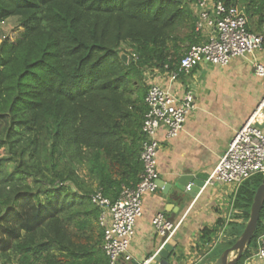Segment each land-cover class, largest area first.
Segmentation results:
<instances>
[{"label":"trees","instance_id":"obj_1","mask_svg":"<svg viewBox=\"0 0 264 264\" xmlns=\"http://www.w3.org/2000/svg\"><path fill=\"white\" fill-rule=\"evenodd\" d=\"M194 1L0 0V25L22 27L0 42L2 264H107L91 196L113 203L139 182L144 72L176 70L201 41ZM263 11L264 0L247 1L246 15L264 22ZM262 177L238 187L213 260L242 232ZM261 215L235 264L256 249ZM203 231L210 242L215 230Z\"/></svg>","mask_w":264,"mask_h":264},{"label":"crops","instance_id":"obj_2","mask_svg":"<svg viewBox=\"0 0 264 264\" xmlns=\"http://www.w3.org/2000/svg\"><path fill=\"white\" fill-rule=\"evenodd\" d=\"M247 1L236 3L245 11ZM247 17L249 30L264 39V22ZM209 32L200 36L201 41L207 40ZM254 59L264 65V49L233 58L227 65L200 62L172 83L178 93L192 91L195 107L187 114L178 135L168 138L164 128L157 133L158 185L162 182L166 186L159 185L156 192L143 196L142 215L136 220L128 246L131 259L121 257L118 264H143L158 252L162 238L152 226L157 212L173 223L179 222L169 263L213 264V257L225 241L222 235L220 240L218 237L233 217L230 214L235 187L206 181L235 132L258 108L257 124H264V77L255 73ZM144 75L146 84L169 83L164 72L150 69ZM176 185L184 190L176 191ZM188 185L190 190L186 189ZM204 229L215 230L210 242L202 238ZM254 264L263 263L257 260Z\"/></svg>","mask_w":264,"mask_h":264},{"label":"built area","instance_id":"obj_3","mask_svg":"<svg viewBox=\"0 0 264 264\" xmlns=\"http://www.w3.org/2000/svg\"><path fill=\"white\" fill-rule=\"evenodd\" d=\"M191 7L196 16L195 30L200 36L205 31L211 33L207 40L190 45L185 50L176 70H157L165 73L168 85L155 82L146 84L144 101L147 111L142 124L140 151L143 171L139 182L134 188H123L113 203L99 192L91 196V201L102 207L98 224L103 231L102 250L107 257V264H118L121 257L125 261L131 259L128 246L134 235L136 220L142 215L143 196L159 188L156 162L159 129L164 128L168 138L175 137L183 128L187 114L195 107L192 91L178 93L172 89V83L180 74L188 73L200 62L227 65L233 58L253 55L264 49L263 37L249 30L248 17L236 0H195ZM252 65L255 73L264 77V65L256 59ZM259 109L235 132L210 173L207 184H232L235 195L238 187L248 178L255 174L264 176V124H257ZM186 189L190 190V185ZM233 201L234 196L231 201L232 216ZM261 213L262 230L256 238V249L242 264H254L257 260L264 264V205ZM152 226L162 238L163 247L176 234L179 222L173 223L162 212H157L152 219ZM153 257L143 264L150 262Z\"/></svg>","mask_w":264,"mask_h":264},{"label":"water","instance_id":"obj_4","mask_svg":"<svg viewBox=\"0 0 264 264\" xmlns=\"http://www.w3.org/2000/svg\"><path fill=\"white\" fill-rule=\"evenodd\" d=\"M121 59L123 61H127L128 56L124 53H121ZM260 126V125H259ZM143 134V133H142ZM160 186L164 187V183H160ZM170 189V187H167ZM164 192H166V190ZM184 189L178 185H176V191H183ZM196 190L195 188L193 191ZM168 191V190H167ZM188 195L192 194L188 191L185 192ZM178 197V193H177ZM264 205V176L261 179L260 184L257 186L252 203L250 205L249 217L245 223V226L236 239V241L230 246L225 248L220 255L213 261V264H235L237 260L240 258L246 247L251 242L254 234L256 232L258 221L261 215V211ZM174 240L171 239L168 241L163 247H161L158 252L154 255L153 259L148 262V264H167L169 262V257L174 249ZM231 254L234 255L231 258Z\"/></svg>","mask_w":264,"mask_h":264},{"label":"rangeland","instance_id":"obj_5","mask_svg":"<svg viewBox=\"0 0 264 264\" xmlns=\"http://www.w3.org/2000/svg\"><path fill=\"white\" fill-rule=\"evenodd\" d=\"M21 31H22V27L17 24L14 18L7 20L6 22L0 25V42L3 37H9L13 39L16 36V34H18ZM122 46L123 49L128 51L130 50V48L126 44H123ZM229 229H230V225L228 224L222 235V237L225 240L228 238L227 234ZM233 257L234 255L231 254V258ZM0 264L2 263L0 262ZM7 264H13V263H7Z\"/></svg>","mask_w":264,"mask_h":264}]
</instances>
